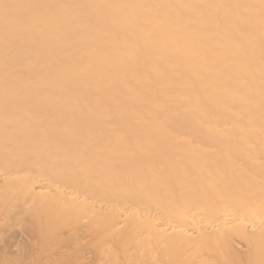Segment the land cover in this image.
I'll return each mask as SVG.
<instances>
[{
    "label": "bare ground",
    "instance_id": "6f19581e",
    "mask_svg": "<svg viewBox=\"0 0 264 264\" xmlns=\"http://www.w3.org/2000/svg\"><path fill=\"white\" fill-rule=\"evenodd\" d=\"M11 221L33 264H264V0H0Z\"/></svg>",
    "mask_w": 264,
    "mask_h": 264
},
{
    "label": "rangeland",
    "instance_id": "374dc122",
    "mask_svg": "<svg viewBox=\"0 0 264 264\" xmlns=\"http://www.w3.org/2000/svg\"><path fill=\"white\" fill-rule=\"evenodd\" d=\"M23 227L22 224L18 225L11 221L9 228L0 231V235H2L0 237V257H6L10 264H15L17 260L14 262V259L16 258L19 259V264H33L32 258L35 256V248L30 246L32 237L24 231ZM41 263L43 264V262ZM41 263L37 262L36 264Z\"/></svg>",
    "mask_w": 264,
    "mask_h": 264
}]
</instances>
